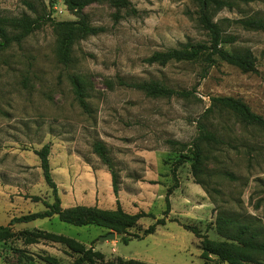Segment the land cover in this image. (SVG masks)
<instances>
[{"label": "rangeland", "instance_id": "1", "mask_svg": "<svg viewBox=\"0 0 264 264\" xmlns=\"http://www.w3.org/2000/svg\"><path fill=\"white\" fill-rule=\"evenodd\" d=\"M129 1L135 13L121 11L118 18L107 4L84 9L90 24L102 27L103 32L76 42L68 66L56 59V38L49 23L21 43L0 50V225L43 211V202L53 201L33 153L45 144L50 145L52 177L64 205L69 201L114 209L112 192L108 195L101 190L95 201L85 196L78 199L75 194L72 198L71 191L87 171L108 173L92 152L96 141L106 147L112 160L125 212L143 211L160 219L166 190L177 186L170 195L165 225L123 244L118 238L100 242L106 230L94 226H72L56 216L38 219L14 225L15 237L0 241V264H47L43 261L46 256L59 264H72L74 256L61 244L24 245L19 235L25 230L61 234L87 248L92 246L104 255L97 264H110L118 258L146 264H213L200 258L199 240L182 225L196 226L211 240L219 239L212 228L217 213L255 217L264 225V130L244 125L225 109L207 112L211 98L231 97L264 119V30L242 24L251 19L264 23V0L237 4L212 15L223 39H233L224 43L225 49L252 52L255 72L251 73L221 61L206 73L199 63L147 65L144 59L153 52L177 48L187 41L207 42L208 37L196 22L193 0ZM63 2L0 0V16L77 20ZM72 75L84 87L86 112L76 102L69 80ZM150 80L189 91L191 96L152 98L120 84ZM199 124L220 140L207 154L200 178L204 187L194 183L188 149L178 145L195 139ZM181 156L187 159L178 166L173 180L171 168ZM61 157L67 158L62 165L69 171L65 182L55 174ZM74 167L79 168L77 172ZM153 222L143 218L129 232L140 235Z\"/></svg>", "mask_w": 264, "mask_h": 264}, {"label": "trees", "instance_id": "2", "mask_svg": "<svg viewBox=\"0 0 264 264\" xmlns=\"http://www.w3.org/2000/svg\"><path fill=\"white\" fill-rule=\"evenodd\" d=\"M254 0H193L196 7V22L207 34L208 41L191 43L187 41L177 48H170L164 51L153 52L144 59V63L149 66L156 65L165 67L170 63H199L206 73L217 61L224 62L236 67L242 73L255 72V58L248 49L243 51H228L224 48V43L233 39H223L222 30L213 21L212 15L222 9L231 10L237 4H247ZM67 11L72 13L75 21H53L49 17L31 18L23 15L19 18H7L0 16V50L9 47L12 43L19 44L43 24L49 23L56 38V59L63 66L72 63V47L80 40L90 36H95L103 32L102 27L92 26L88 17L83 13L84 9L93 4H107L115 10L114 17L118 18L121 11L134 14L129 0H64ZM244 26L256 30H264V23L251 19L242 22ZM75 94L78 106L85 112L88 105L85 101L86 93L81 81L74 75L69 77ZM121 85L141 91L152 98H170L172 96L187 98L191 92L184 90H174L158 81H141L138 83H124ZM212 108L225 109L230 111L241 123L247 126H255L264 130V119L254 114L249 107L239 99L231 97L211 98V107L207 112H212ZM220 144L216 135L207 130L204 124L198 125L197 136L189 144H178L182 148H187L190 154V171L195 184L204 187L202 180L204 163L211 147ZM92 152L105 165L111 177V188L115 200L113 210L100 209L96 206L77 205L63 209L58 196V190L51 175L49 164L50 145L45 144L39 150L33 151L39 160V168L42 177L51 190L52 202H43L45 209L36 213H29L17 218H12L6 226L0 225V241H7L15 237L12 227L17 224H26L38 219H49L54 216L60 222L76 226H94L106 230V234L114 232L123 244H127L133 239H142L153 234L158 226H164L171 210L170 195L177 188L176 185L166 190L164 196L165 210L160 219H155L152 214L140 211L135 214L125 212L118 200L119 183L118 175L113 169L112 160L109 157L106 147L99 141L92 144ZM187 157H179L171 168L173 180L176 179L178 166L183 164ZM207 191V188H204ZM35 200H39L34 197ZM264 212V208H263ZM152 218L154 222L142 233H130L129 230L136 228L139 220ZM183 229L193 233L199 240L201 250L200 258L213 264H264V225L255 217L240 215H225L217 213L212 228L219 237L218 240H211L202 233L196 226L182 225ZM24 245H32L40 242H51L61 244L66 252L74 256L72 264H97L102 262L104 255L95 251L92 246L88 248L76 239L42 230L22 231L19 235ZM47 264H59L58 260L46 256L43 259ZM110 264H146L135 260H124L118 258Z\"/></svg>", "mask_w": 264, "mask_h": 264}, {"label": "crops", "instance_id": "3", "mask_svg": "<svg viewBox=\"0 0 264 264\" xmlns=\"http://www.w3.org/2000/svg\"><path fill=\"white\" fill-rule=\"evenodd\" d=\"M73 160V159H72ZM67 163V158L65 157H61L60 158V161H59V164L61 165H57L55 166V174L56 176L58 177L59 180H63V182H65V177L67 175H69V171L67 168H64L62 165H65ZM72 163L74 164H78V162L76 161H72ZM49 164H50V161H49ZM62 167V168H61ZM79 168L77 167H74L72 170L74 172H77ZM85 169V168H84ZM53 172H54V167H53V170L51 168V175H53ZM71 172V170H70ZM72 174V173H71ZM90 174V175H89ZM88 174V171L84 174L85 177H83L82 179H79L77 181V184L74 186V191L72 190V198L74 196V194L78 197V199L80 198H83L85 196V199L87 197V199L89 198H92L94 201L96 200L97 197H99V195H101V190H103V192H107L108 195L111 194L112 192V188H111V177H110V174L105 172V171H95V174L93 172H89ZM53 178V177H52ZM91 180L93 183H91ZM54 181V180H53ZM68 182V179L66 180ZM55 182V181H54ZM100 183L103 184V189H101L102 187L100 186ZM56 184V187H57V190L59 192H61V190L59 189V186L58 184L55 182ZM65 184V183H64ZM65 186L62 187V191L63 193L65 191ZM86 188V189H84ZM86 191V195H84V191ZM113 194V192H112ZM118 195H119V192H118ZM114 196V195H113ZM60 198V197H59ZM71 200H74V199H71ZM114 200H116V198L114 197ZM118 200H119V197H118ZM61 201V200H60ZM99 201V200H98ZM69 201L66 202V205H64L63 201L61 202V207L63 209L65 208H71V207H74V206H77L79 205V203L76 205L75 202H73V204H68ZM120 202V201H119ZM89 204H87L88 206ZM82 206H86V205H82ZM92 206H95V205H92ZM97 207V206H96ZM113 210V209H112Z\"/></svg>", "mask_w": 264, "mask_h": 264}, {"label": "water", "instance_id": "4", "mask_svg": "<svg viewBox=\"0 0 264 264\" xmlns=\"http://www.w3.org/2000/svg\"><path fill=\"white\" fill-rule=\"evenodd\" d=\"M115 239H116V235L114 232H110L102 237H99L100 242L114 241Z\"/></svg>", "mask_w": 264, "mask_h": 264}]
</instances>
